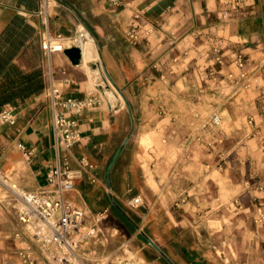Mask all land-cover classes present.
<instances>
[{
    "label": "crops",
    "instance_id": "obj_1",
    "mask_svg": "<svg viewBox=\"0 0 264 264\" xmlns=\"http://www.w3.org/2000/svg\"><path fill=\"white\" fill-rule=\"evenodd\" d=\"M135 16L163 28L160 38L169 39L176 32L181 53H214L216 39L229 70L235 69L236 52L256 60L264 49V0H121L117 6L107 0H47L44 9L41 0H0V71L15 65L23 71L39 70L42 78L38 90L12 103L16 121L0 125V172L31 191L44 185L46 172L64 155L71 167H78L81 157L90 163L66 193L84 211L81 226L71 233L79 239L77 264H120L125 259L132 264H229L227 238L222 240L221 255L211 249L209 239L192 233L191 223L174 217L143 172L140 148L131 139L122 144L134 110L118 103L111 106L102 98L77 116L81 137L76 144L69 149L55 144L49 81L63 96L82 97L99 91L93 89L99 80L82 63L72 64L63 51L46 53L41 40L57 34L70 38L79 25L84 26L109 76L123 89L151 62L152 43L143 53L140 41L127 34ZM187 38L206 39V44L188 49L183 45ZM135 195L141 203L129 205ZM263 202L264 197L262 206ZM92 226L96 231L85 236Z\"/></svg>",
    "mask_w": 264,
    "mask_h": 264
},
{
    "label": "rangeland",
    "instance_id": "obj_2",
    "mask_svg": "<svg viewBox=\"0 0 264 264\" xmlns=\"http://www.w3.org/2000/svg\"><path fill=\"white\" fill-rule=\"evenodd\" d=\"M170 21L176 26L175 19ZM134 22L140 50L145 53L147 43L153 46L151 58L144 55L151 62L122 89L131 100L129 111L135 113L127 133L140 148L143 172L174 217L191 223L192 233L209 239L216 253L223 255L227 247L229 264H264V49L256 60L236 52L235 69L229 70L216 39L214 53H181L176 32L164 39L159 25L139 17ZM204 43L206 39L183 40L188 49ZM238 55L242 66L236 62ZM82 64L99 80L93 89L103 100L125 108L107 74L103 72L109 92L94 73L95 66ZM11 184L18 187L0 172V198L10 193ZM27 243L40 263L48 264L12 205L0 204V264H22L16 250Z\"/></svg>",
    "mask_w": 264,
    "mask_h": 264
},
{
    "label": "built area",
    "instance_id": "obj_3",
    "mask_svg": "<svg viewBox=\"0 0 264 264\" xmlns=\"http://www.w3.org/2000/svg\"><path fill=\"white\" fill-rule=\"evenodd\" d=\"M107 1L114 6L121 3V0ZM46 3L47 0H41L43 9ZM134 21L130 23L127 34L137 41L139 33ZM74 44L77 45L76 35L70 38L60 34L55 37L47 35L41 40V47L46 53L62 51L64 47ZM236 62L239 66L243 65L241 55H238ZM47 90L54 107L52 129L55 144L57 147L69 149L81 137L77 116L82 110L97 105L102 95L99 91H91L82 97L63 96L60 87L52 81H49ZM217 119L215 116L214 120ZM15 121V106L12 103L3 104L0 107V125L13 124ZM79 163L78 167H71L68 157L64 155L48 169L43 186L30 191L13 185L10 193L0 198V204L12 205L31 242L41 249L48 264H75L80 258L79 239L71 233L80 227L84 211L66 197L67 191L74 187L75 178L81 175L82 168L90 166L84 157L79 159ZM6 197L9 198L6 200ZM139 202L140 198L136 196L128 204L133 206ZM95 231V226H92L87 229L85 236H90ZM16 252L22 264H42L34 254L31 243L18 247ZM123 264L131 262L126 259Z\"/></svg>",
    "mask_w": 264,
    "mask_h": 264
},
{
    "label": "trees",
    "instance_id": "obj_4",
    "mask_svg": "<svg viewBox=\"0 0 264 264\" xmlns=\"http://www.w3.org/2000/svg\"><path fill=\"white\" fill-rule=\"evenodd\" d=\"M2 72L3 81L0 82V107L5 103H13L42 86V78L39 70L23 71L15 65Z\"/></svg>",
    "mask_w": 264,
    "mask_h": 264
},
{
    "label": "bare ground",
    "instance_id": "obj_5",
    "mask_svg": "<svg viewBox=\"0 0 264 264\" xmlns=\"http://www.w3.org/2000/svg\"><path fill=\"white\" fill-rule=\"evenodd\" d=\"M76 43L81 49V62L82 63H85V62L86 63L87 62L88 63H92V62H94L95 63V69H96L94 71V73L98 77L101 76L102 84L105 87V92L111 91L112 88L109 85L110 82L106 78V76H104V73H103V72H105L104 68H103L102 64L100 63V61L97 59V51H96L95 46H94L93 37L91 36V34L82 25L78 26V29H77V32H76ZM13 185L14 184H11L10 186H13Z\"/></svg>",
    "mask_w": 264,
    "mask_h": 264
},
{
    "label": "water",
    "instance_id": "obj_6",
    "mask_svg": "<svg viewBox=\"0 0 264 264\" xmlns=\"http://www.w3.org/2000/svg\"><path fill=\"white\" fill-rule=\"evenodd\" d=\"M62 51L68 57V59L70 60V62L72 64H78V63L81 62V49H80V47L78 45H75L74 44V45L66 46V47L63 48ZM102 66H103L104 71L106 72L107 76L110 78V81L112 83H114L113 82V79L109 76V74H108V72H107V70H106V68L104 67L103 64H102ZM117 90L122 95V97H123V99H124V101L126 103V107L128 108V110H130L129 102L127 101V98L124 95L122 88L117 87ZM128 137H129V132L125 135V137H124V139L122 141V144L126 143V141L128 140ZM118 152H119V150L114 155V158L117 156ZM148 239L152 243V245H154L159 251H161L160 248H159V246L151 238H148ZM161 253L164 255V253L162 251H161ZM170 263L173 264L171 261H170Z\"/></svg>",
    "mask_w": 264,
    "mask_h": 264
}]
</instances>
